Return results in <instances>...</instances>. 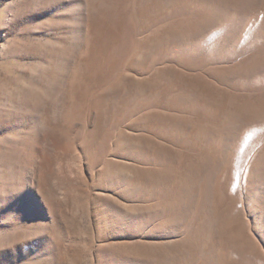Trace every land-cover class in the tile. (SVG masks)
Here are the masks:
<instances>
[{
    "label": "rangeland",
    "instance_id": "obj_1",
    "mask_svg": "<svg viewBox=\"0 0 264 264\" xmlns=\"http://www.w3.org/2000/svg\"><path fill=\"white\" fill-rule=\"evenodd\" d=\"M0 264H264V0H0Z\"/></svg>",
    "mask_w": 264,
    "mask_h": 264
},
{
    "label": "bare ground",
    "instance_id": "obj_2",
    "mask_svg": "<svg viewBox=\"0 0 264 264\" xmlns=\"http://www.w3.org/2000/svg\"><path fill=\"white\" fill-rule=\"evenodd\" d=\"M234 260H235V259H234ZM234 260H233V261H234ZM235 263H236V261H235Z\"/></svg>",
    "mask_w": 264,
    "mask_h": 264
}]
</instances>
